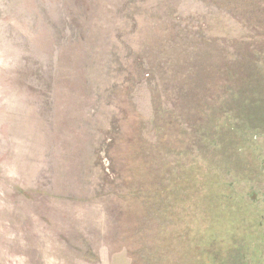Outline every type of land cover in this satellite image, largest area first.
I'll return each instance as SVG.
<instances>
[{"label": "rangeland", "instance_id": "rangeland-1", "mask_svg": "<svg viewBox=\"0 0 264 264\" xmlns=\"http://www.w3.org/2000/svg\"><path fill=\"white\" fill-rule=\"evenodd\" d=\"M259 101L264 0H0V264L264 259ZM209 174L235 228L196 253Z\"/></svg>", "mask_w": 264, "mask_h": 264}, {"label": "trees", "instance_id": "trees-1", "mask_svg": "<svg viewBox=\"0 0 264 264\" xmlns=\"http://www.w3.org/2000/svg\"><path fill=\"white\" fill-rule=\"evenodd\" d=\"M262 102L263 101H259V102L254 103V104H256L257 107H259L260 109H264V108H261L262 106H264V103L260 105V103H262ZM243 106H245V104L240 106V108L242 110H238L239 114L241 113L243 115V118L249 116L253 123L256 122L255 124H258L259 126H261L263 122H259V121L254 120L253 118L257 119V117L254 114H253V117H251L249 115V113L245 111L247 109ZM249 112H251V111H249ZM257 120H259V119H257ZM260 121H262V120H260ZM262 126L264 127V125H262ZM230 129H232L231 126H230ZM234 130H235V127H234ZM224 135H229V134L224 133V131L220 132L219 141L214 140V143H216V145L215 144H214V146L212 145L213 147L211 145L208 146V152L206 154V157H208L207 159L209 160V163H210L209 165H211L212 162H214L216 159H218L217 164L224 162L223 167L225 165H227L228 163L232 164L231 163L232 162V160H231L232 151L233 150L236 151V149L239 150V148H241V146H238V145L236 146L235 141H234V146L232 148H229V151H228V149L224 150V148H223V146H224V144H223ZM223 152L225 155H223ZM224 158H225V161L223 160ZM191 171H193V168ZM189 177L191 178V181L195 178V175L193 174V172L190 173ZM209 177H210V179H213L211 181V183L215 184V187H216L215 192H214V190H211V192H209V193L207 192L206 194H203L202 191L200 193H195V195L199 198L200 201L201 200L206 201L207 207L206 208L204 207L203 211L207 212V216L209 217L210 222H211V223H209L208 234H207L208 236L207 235L201 236L197 240L194 239V237L190 238L191 241L193 242L192 246H193L194 252H196V253L200 252V249H198V247L202 248L204 242L206 244L210 245V243H212V241H214V238L218 237L217 239H219L221 237L220 235L222 232L226 233L229 231V229L233 230L235 228V224H234L235 220H234L233 213H236V210H234V203H235L236 199H238V197L234 196V194L232 193V191L229 187V183L221 186L219 184L221 178L218 179L217 176H213L211 174H209ZM207 180H209V179L207 178ZM153 181L155 183L153 185V192L154 191L156 192V190H157L156 178H155V180L153 179ZM206 183L208 185L211 184L210 182H206ZM193 185H194V182H193ZM227 185H228V188H227ZM194 188H195V186H194ZM194 188L192 190L195 191ZM137 191H138V189L135 190V193ZM197 191H200V190H196L195 192H197ZM153 196L155 197V195H153ZM155 202H156V200L152 202L153 208H155V206H154ZM236 202L238 203L239 201H236ZM203 203L200 202V205H199L200 208H201V205H203ZM211 206L215 207L214 209L217 210V212H224V214L226 216V223H225V226L223 227V229L216 227L217 225L220 224V219L215 216L216 214H214V212L211 210V208H212ZM230 225H232L231 228H230ZM190 229H191L190 227L189 228L184 227L183 231H184V233L188 234ZM214 235L216 237H214ZM187 239H189V237ZM219 243L220 242L218 241V245H219ZM207 252H206V250L202 251V253H201L202 258H200V256H197L198 253L194 254L192 260H190V263H188V264H214V263L223 264V263H225L224 261L221 262L219 260V258L216 259V257L214 256V254L212 252H209V251H207ZM208 255H209V259H211V262L207 259ZM133 256H134V259L137 258L136 252H134ZM136 261H138V260H136Z\"/></svg>", "mask_w": 264, "mask_h": 264}, {"label": "flooded vegetation", "instance_id": "flooded-vegetation-1", "mask_svg": "<svg viewBox=\"0 0 264 264\" xmlns=\"http://www.w3.org/2000/svg\"><path fill=\"white\" fill-rule=\"evenodd\" d=\"M252 198H254V199H256V197H252ZM261 254H262V252H261ZM254 257V256H253ZM258 260H260V261H258V262H252V260H253V258H248V260L250 259L251 261H248L247 259H246V264H264V259H263V257L262 256H259V257H256Z\"/></svg>", "mask_w": 264, "mask_h": 264}]
</instances>
